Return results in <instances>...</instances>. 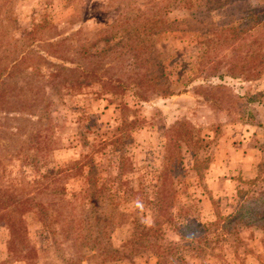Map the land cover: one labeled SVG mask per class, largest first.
Instances as JSON below:
<instances>
[{
  "label": "rangeland",
  "instance_id": "1",
  "mask_svg": "<svg viewBox=\"0 0 264 264\" xmlns=\"http://www.w3.org/2000/svg\"><path fill=\"white\" fill-rule=\"evenodd\" d=\"M56 69L66 75L83 69L77 95L51 92L46 80ZM139 71H152L149 88L135 84ZM107 77L124 85L113 96L99 93ZM120 104L129 111L123 114ZM123 118L142 120L128 129L123 148L135 164L149 168L163 164L174 123H186L195 146L182 142L176 148L183 169L174 177L179 195L169 212L213 230L214 204L222 214L232 213L236 189L257 176L264 158V0H0V187L25 195L34 167L39 174L81 160L113 138ZM35 126H45L49 135L40 144L43 157L29 146ZM193 152L208 158L201 179ZM113 158L106 176L117 172ZM62 186L65 200L76 205L62 208L59 221L42 223L38 212L20 213L34 264H171L151 243L129 242L133 216L151 226V208L137 211L136 201L122 202L129 217L100 238L105 209L92 205L90 194L73 198L81 177ZM67 216L84 223L81 240L54 234L68 227ZM263 216L252 211L244 223L233 219L229 240L212 237L218 257L210 249L204 255L185 252L180 264H264ZM9 236L0 220V264H27L9 261ZM160 237L158 244L182 243L173 228ZM105 245L120 256L106 258Z\"/></svg>",
  "mask_w": 264,
  "mask_h": 264
},
{
  "label": "trees",
  "instance_id": "2",
  "mask_svg": "<svg viewBox=\"0 0 264 264\" xmlns=\"http://www.w3.org/2000/svg\"><path fill=\"white\" fill-rule=\"evenodd\" d=\"M227 1L231 0H224V2ZM138 64L142 65L141 60ZM82 70L75 75H66L65 73L61 74L60 70L56 69L48 74L47 86L51 92L60 95H77L84 85L83 80H78L82 76L84 77L85 72ZM150 72L152 73V71ZM150 72L147 76L146 72L143 71L135 74L137 79H134V81L137 87L149 88L146 84L154 79L152 75L150 76ZM111 79L107 77L104 88H101L99 93L113 96L120 90V87L124 86L111 84ZM39 83L43 82L39 81ZM26 106L29 105L22 104V107ZM120 111L125 114L126 111H129V107L120 104ZM141 124V119L128 120L123 118L122 125L116 128L113 138L97 145L90 153L85 154L81 160L71 161L64 166L39 172V174L37 172L39 168L34 167L35 170H33L36 172V176L28 183L31 188L29 194H20L18 189L12 186H7L4 189L0 187V220L5 221L10 230L7 241L9 261H25L27 264H34L35 248L29 247L25 243V226L22 225L23 220L20 218V213L38 212L42 223L49 222L52 217L59 221L62 218V208H74L76 205L71 200H65V196H63L66 187L62 185L70 178L76 180L81 177L83 179V186L79 193L73 192L75 200H78L80 192H82L81 194H90L94 198L92 205L97 204L99 208L105 209L104 214L107 215L101 228H99L100 238L108 234L112 228L121 226L129 217V213L120 208L122 202L136 201L138 203L137 211L145 207L151 208L154 212V220L151 226L141 224L138 218L133 216L131 220L133 223L131 228L132 237L129 242L136 247L151 243L157 247V253L160 256L170 259L171 264H180L183 261L185 252L193 255H204L205 252L203 251L210 249L212 251L210 253L211 257H218L219 255H212L216 249L213 244L210 245L212 237H216V242L229 240L236 230L235 224L231 229H228L233 219L237 218L236 223H244L246 215H250L252 211L258 212L260 216L264 214V174L261 175L264 173L263 158L258 164L257 176L251 180L242 181L241 183L245 186H239L236 189V207L233 208V214H222L218 205L214 204L216 220L212 222L213 230L193 218L179 221L178 217L169 212L170 207L179 195L178 189L175 187L174 177L183 169L180 165L181 157L176 148H180L182 142L193 148L195 141H193L191 131L188 130L186 123L178 121L172 126L171 135L168 136V140L165 142L166 153L161 167L149 168L147 164L139 166L126 154L123 145L124 140L129 135L128 129L137 128ZM48 128H51L50 125L46 129ZM46 129L45 126H35L30 134L29 146L36 150V154H42L41 157L45 154L42 153L43 148L40 144L45 143L46 139L49 138L47 131L45 132ZM48 130L50 131V129ZM262 150L264 151V145H262ZM113 157L116 158L115 167L117 172L113 176H106L105 171L113 163L111 159ZM193 158V169L198 178L201 179L204 170L208 167V158H200L197 152H193ZM27 161L29 165V160ZM106 161H109V163L107 164ZM136 171H139V173L133 180L125 178L127 173ZM212 201L216 202L215 200ZM91 212L97 213L93 209H91ZM65 221L68 227L62 226L54 234L57 236V233H60L65 237L73 236L76 241L81 240L82 232L79 229L82 228L84 223L81 220L75 222L70 216L65 217ZM89 227H91V224H89ZM164 228H173L179 231L182 243L158 244L157 241L161 238L160 235ZM101 252L109 259H117L120 256L118 250H115V252L109 250L106 245L101 248Z\"/></svg>",
  "mask_w": 264,
  "mask_h": 264
}]
</instances>
